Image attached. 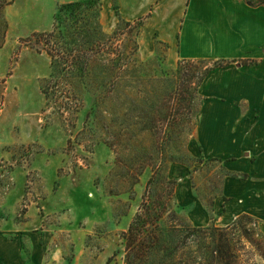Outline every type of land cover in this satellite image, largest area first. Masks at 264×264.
<instances>
[{
  "label": "rangeland",
  "instance_id": "1",
  "mask_svg": "<svg viewBox=\"0 0 264 264\" xmlns=\"http://www.w3.org/2000/svg\"><path fill=\"white\" fill-rule=\"evenodd\" d=\"M60 3L5 9L0 264H124L123 232L144 202L162 212L158 248L141 264H208L211 229L234 222L235 264H264L258 222L230 195L246 175L231 173L206 128L200 84L221 62L171 59L158 42L141 46V26L103 15L111 40L87 90L53 89L50 58L32 34L51 29ZM110 62L113 85L101 87L98 70Z\"/></svg>",
  "mask_w": 264,
  "mask_h": 264
},
{
  "label": "crops",
  "instance_id": "2",
  "mask_svg": "<svg viewBox=\"0 0 264 264\" xmlns=\"http://www.w3.org/2000/svg\"><path fill=\"white\" fill-rule=\"evenodd\" d=\"M69 1L75 0H60ZM98 1L101 17L144 18L141 46L158 42L174 60L224 63L200 84L208 99L206 128L231 173L246 175L230 195L257 220L264 239V0Z\"/></svg>",
  "mask_w": 264,
  "mask_h": 264
},
{
  "label": "trees",
  "instance_id": "3",
  "mask_svg": "<svg viewBox=\"0 0 264 264\" xmlns=\"http://www.w3.org/2000/svg\"><path fill=\"white\" fill-rule=\"evenodd\" d=\"M13 2L14 0H0V48L5 43L9 26L5 9ZM101 10L102 4L98 0H75L60 3L53 15L51 29L32 34L34 39L42 44V49L50 58L51 73L48 84L53 83L51 88L57 89L61 85L63 92H68L70 89L87 90V79L90 76V70L94 67L96 56L107 50L108 41L111 40L102 28ZM143 20L144 18H139L131 22L118 17V24L125 23L128 26L135 24L140 27ZM223 64L221 62L212 68ZM112 67L113 63L110 62L98 70L101 87L113 85ZM212 68L207 70L204 77ZM42 91L46 96L49 95L45 86ZM186 114H191L190 98L187 100ZM161 212L160 208H154L144 202V206L129 224L128 230L123 232V238L126 240L124 264H141L150 252L158 248L155 228ZM235 223L211 229L213 251L211 255L204 254V257L208 258V264L236 263L235 244L232 241V229Z\"/></svg>",
  "mask_w": 264,
  "mask_h": 264
}]
</instances>
